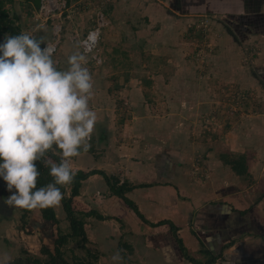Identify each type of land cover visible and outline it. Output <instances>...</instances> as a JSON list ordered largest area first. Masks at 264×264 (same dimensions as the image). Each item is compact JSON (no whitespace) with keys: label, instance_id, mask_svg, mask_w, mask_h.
I'll return each instance as SVG.
<instances>
[{"label":"rangeland","instance_id":"374dc122","mask_svg":"<svg viewBox=\"0 0 264 264\" xmlns=\"http://www.w3.org/2000/svg\"><path fill=\"white\" fill-rule=\"evenodd\" d=\"M3 1L18 33L56 44L53 60L61 70L73 52L82 51L81 40L102 20L99 62L87 56L94 91L89 103L97 116L117 126L128 124V148L144 145L154 156L169 145L183 151L194 143L204 144L212 154L227 150L233 134L247 129L264 139V62L256 64L261 44L237 42L229 31L242 34L252 11L225 14L215 0H201L200 6L187 0ZM6 34L11 33L0 28V41ZM224 153L226 161L243 165L242 156ZM21 225L22 220L18 230ZM56 229L55 239L65 232L58 225L49 232ZM41 241L38 236L27 244L22 239V247L32 250L26 255L41 252L44 244L54 251L50 238ZM83 242L72 238L61 246L66 264L88 263ZM75 250L84 254L78 256Z\"/></svg>","mask_w":264,"mask_h":264},{"label":"crops","instance_id":"0c3cea01","mask_svg":"<svg viewBox=\"0 0 264 264\" xmlns=\"http://www.w3.org/2000/svg\"><path fill=\"white\" fill-rule=\"evenodd\" d=\"M256 1L263 3L255 18L258 21L264 17V0ZM247 17L245 26H255L254 15ZM246 31L240 42L261 44L256 63L260 66L264 62V35ZM97 117L89 150L70 158L69 166L75 174L102 171L117 187L136 186L125 195L145 220L115 194L102 175H90L82 181L73 208L88 214L84 218L87 241L82 246L86 252L98 255L95 264H114L112 256L117 251L121 256L118 264H209L213 259L210 264H264V139L259 133L254 135L251 129L234 133L228 149L220 153L210 154L204 144L190 143L183 151L173 145L158 147L152 156L144 145L137 149L126 146L132 134L128 124L117 126ZM123 129L125 133L120 132ZM224 152L242 156L245 171H234L236 162L226 161ZM55 154L62 159L58 149ZM73 184L61 186L63 197L71 196ZM9 195L6 183L0 179V258L6 254L10 264L45 261L42 252L27 256L32 250L25 244L22 247L21 241L27 244L31 237L38 236L54 243L58 229L56 233L49 229L57 225L70 235L62 200L53 206L60 224L52 225L43 218L42 209H33L28 224L18 230L21 209L18 217V208L4 203ZM24 229L34 235L23 233Z\"/></svg>","mask_w":264,"mask_h":264},{"label":"clouds","instance_id":"9594fccd","mask_svg":"<svg viewBox=\"0 0 264 264\" xmlns=\"http://www.w3.org/2000/svg\"><path fill=\"white\" fill-rule=\"evenodd\" d=\"M54 50L27 32L0 41V179L10 193L4 203L11 208L60 204L59 186L75 178L69 160L89 150L98 121L89 103L94 91L88 50L73 52L63 70L55 65ZM57 149L62 159L50 167L53 180L37 187V161ZM112 260L118 264L119 251ZM0 264H10V258L5 254Z\"/></svg>","mask_w":264,"mask_h":264},{"label":"trees","instance_id":"16d2710c","mask_svg":"<svg viewBox=\"0 0 264 264\" xmlns=\"http://www.w3.org/2000/svg\"><path fill=\"white\" fill-rule=\"evenodd\" d=\"M215 2H217L216 8H218L220 6V8H218V10L227 12L225 14L232 15L233 12L236 14H239V13L243 14L245 11H247V12L252 11L251 13H252V15H254V17H256L258 14H260V11H262V5H263L262 2L259 3L256 0H215ZM186 3L189 5H192V6L193 5H199L201 3V0H187ZM246 6H247V8H246ZM260 19L261 20H259V22H257V23H256V21H254L255 26H245L244 25L245 29L250 30V32H255V33H259V34L264 35V22H263L264 17L260 18ZM0 28H5L12 35H18L19 34L17 32V30L8 21V16H7L6 10L4 9V1L3 0H0ZM246 30L242 31V34H241V32L239 33L238 31H235L234 28H233V30L230 29L229 31L232 34V36L236 35L233 37L237 42H239L241 40L240 36L245 34L247 32ZM262 71H264V67H263ZM262 71H261V73H264ZM261 76H262V74H261ZM48 158L53 159L55 161V163H58L61 159L53 151H49L47 154V157L42 158L41 160L37 161L38 169L40 172V176L38 177V180H37V187L44 186L53 180V178L49 174V170H50L52 163L47 160ZM233 168H234V171H236L237 173H242L246 169V168L244 169L243 165L240 166L237 162L235 164H233ZM241 168H243V170H241ZM94 174L102 175L105 178V180L107 181V183L111 185L112 190L115 192V194L117 196H119L122 200H124V202L130 208H132L134 210V212L141 219L145 220L144 217L142 216V214L139 212L138 207L131 200H129L125 195L126 192L136 188V186L122 185L120 187H117V184L114 183L112 181V179L102 171L93 170V171H90L88 173H84L82 171L78 172L75 174V178L73 180L74 184H73L71 196L69 198L63 197V199H62V204H63L64 210L66 212V215H67V220L70 223L71 234L70 235L60 234V236L54 242V246H55L54 251H51L50 248L44 244L42 246L41 252L48 259L45 261H41L39 259H32V262L34 264H66L64 259H63V253L60 249L61 246L65 245L69 238H81L84 242L87 241V235H86L85 228H84V218L86 216H88V214L75 211L73 208V199L79 193V188H80L81 182L86 180L90 175H94ZM147 186H149V185H139L138 187H147ZM59 187H60L61 192H62V187L61 186H59ZM21 211H22L21 220H22L23 225L25 227L28 223L27 219H28L32 210L21 209ZM42 215H43V218L46 221L51 222L52 225H56L59 222L58 219L56 218L53 206L42 209ZM87 253L89 254L90 259H91V261L88 260L87 264H95L94 262H96L98 260V255L93 254V253L91 254L89 252H87ZM214 260L215 259L209 261L208 263L209 264L213 263ZM76 264H84V263H78L77 262Z\"/></svg>","mask_w":264,"mask_h":264},{"label":"built area","instance_id":"2783aa9c","mask_svg":"<svg viewBox=\"0 0 264 264\" xmlns=\"http://www.w3.org/2000/svg\"><path fill=\"white\" fill-rule=\"evenodd\" d=\"M103 19V18H102ZM102 20H99L96 27H94L92 30H90L87 35L81 40L80 46L82 48V51L87 49L86 55L90 56L91 60H95L97 62L100 57L97 55V47L99 44V41L101 39V33H102V26L103 22H100ZM54 46V52L56 51V44L48 42Z\"/></svg>","mask_w":264,"mask_h":264},{"label":"water","instance_id":"95a60500","mask_svg":"<svg viewBox=\"0 0 264 264\" xmlns=\"http://www.w3.org/2000/svg\"><path fill=\"white\" fill-rule=\"evenodd\" d=\"M36 4H39L41 0H34Z\"/></svg>","mask_w":264,"mask_h":264}]
</instances>
